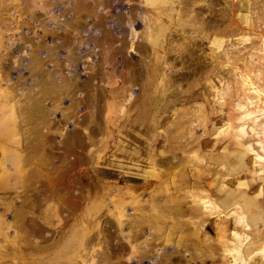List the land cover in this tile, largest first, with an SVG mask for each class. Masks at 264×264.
<instances>
[{
	"label": "rangeland",
	"instance_id": "rangeland-1",
	"mask_svg": "<svg viewBox=\"0 0 264 264\" xmlns=\"http://www.w3.org/2000/svg\"><path fill=\"white\" fill-rule=\"evenodd\" d=\"M83 1L87 2L86 0H83ZM88 1L90 2L91 0H88ZM115 1L118 4H117V6L115 5L114 7L111 5V7L107 6V7L103 8L99 4H97L95 8H94V6H95L94 4L92 6H93V9H95L94 11L98 15L102 14V16L103 15L109 16L110 14L108 15V13L114 12L115 7L116 8L119 7V9L124 10L126 8V6H131V5H128V3L130 4L131 0H121V2H120V0H118V2H117V0H114V2ZM134 1H136V0H134ZM139 1L142 3V5L144 7L139 3ZM144 1L143 0H137V2L140 5L137 2H131V4H134V5L137 4L136 6H139V8L142 7V10L145 7L147 9L149 8V10H145V12L150 13V15L154 14L153 11H150V9L155 11V10H158L157 8L160 7L159 12L160 11L163 12L164 9H165V11H168L169 5L175 3L174 1L173 2L171 1L168 3V2H163L161 0H151V2H150V0L149 1L144 0ZM146 1H148L150 5L148 3H146ZM204 1L206 2L208 0H195L193 3H186V4L184 3L185 5H183L182 10L185 13L189 12L190 8L192 6L201 12V13H199L200 15H202L204 13L202 15V17H206V15H207L205 13L206 10H204L205 8L203 9V7L205 6ZM89 2H87V3H89ZM66 3H70V4H66ZM143 3L146 5L148 4L149 6H146ZM227 3L229 5L232 4L230 11H229V15L231 14V18H230L231 20L225 19L222 21V23L219 22L218 24H214V26H210L207 28H199V21L195 24H190V23L184 24L183 27H181V28H183L182 30L184 31L185 34H188L189 38L183 32L180 31L181 28L179 26H181L180 25L181 23H176V22L173 23L176 26L175 31L177 30V25H178V30L176 32L174 31L173 33L171 32L172 36L170 35L171 37L168 40L169 43L167 40L166 41L163 40L162 43H163L164 47L171 45L170 47L167 48L170 51L167 52L168 54H166V55H167V57L169 56V58H170L169 54H172L171 57L176 55L175 56L176 60H175V63H173V65H172L173 66L172 70H169V68L168 69L167 68H161V70L164 72L166 71L165 73H168L167 75L172 73V74H176L178 76V73H181V72L182 73H189L190 71L187 72L188 71L187 68H190V66L195 65L194 61H193V63L192 62L189 63V61H191L192 59L190 60V58H188L189 56L187 55L186 51H188L190 49H193L192 54H195V52H196V55H194L195 56L194 58H196V57L197 58L194 60H196V61L199 60V62H197V66H198L197 69L198 70L196 69V71L194 72L193 78H191V79L189 78V77H191V75H189L188 78L187 77H184V78L178 77L179 79L177 78L176 81L174 82L176 84V86H174L170 90L171 92L169 90H167L165 92L163 91L166 94L165 95V94L160 93V92L158 93V91L153 92V91H151V88H149V87H146L144 90L143 89L141 90L140 86L142 84L141 85H139V84L141 83L142 78L144 77V75H142L143 72H141V75L138 79L131 80V81L126 80L127 78H125L122 74L119 75V73H116V75H119L120 78L118 76H115L116 78L108 79L109 82H107V84L104 83L103 85H102V82H100V80L96 81V79H94V81H93L94 86L96 84H100V85H96L95 86L96 88L101 86L103 89H108V90H110V89L116 90L117 87L119 88L123 83L134 82V83H131V88L134 92V96L136 95L138 97V99H136V96H135V99L132 100L133 102L128 101L125 103L124 101L120 100L121 96H116L114 98L115 100L112 101L113 103H111L112 105H110V107L109 106L105 107L106 109L109 107L107 110L108 112L105 110L103 111V109H105L104 107H103V109H102V107L99 108L100 111L98 110L100 115H104V114L107 115L108 114L109 117L110 116L112 117V119H110V120L114 121V125L111 126L110 124H108V126L110 125L109 127H112V128L105 126L104 121H102L103 116H102V119L100 121H98V119L101 118V116H99V114H98V115H96L97 117H95L96 121L94 124H97L96 125L97 127L100 126L99 129H101V130H99L98 134H96L97 131L96 132L93 131L97 136L94 133H92L91 129L95 128V126L93 124V120L89 119L92 122L91 123L90 121H87L85 119L86 114H87L86 113V109H87L86 102H83V100H81L82 102H81V105H79V107L77 106L76 108L67 112V113L71 114L69 116L67 113L65 114L66 115L65 116L58 109H54V110H52V112H50L49 115L52 116V113H53L54 119L59 118L60 122H58V124L52 123V125H50L48 127L49 132L48 131H47L48 133L46 132V134H47L46 136L51 137V138H48L46 136L44 137L45 142H44V146L42 147V149L40 146H39V148L37 147L38 148L37 149L36 145H35L36 140L40 136L39 133L41 130H39L37 128H38V126L41 125V122L39 123L38 119H36L35 117H33L34 118L33 119L31 117V119H30L31 122H29L27 124L28 125L30 124L32 128L36 129L35 131H37V132L34 131V135L38 134V136L37 135H36L37 137L35 136L36 139L35 138L30 139V141L33 142L32 145H35L34 148L31 150V148L29 147V149L31 151H29V150L27 151L28 148H26L25 151L27 153L26 156L31 157L29 159H34V160L37 159L36 161L32 160L33 163L35 162V164H33V163L30 164V162L28 164L25 161L24 156L22 154L19 155L17 153L18 150H17V152L14 151V149L12 147H16V145L13 144V143H15L16 138L10 137L8 140L2 141L3 143L1 142L2 144H0V165H2V167L0 166V170L2 168V172L0 174H3L4 171H7V173L9 174L10 177L9 176H8V178L6 177L7 182H6V180L0 182V192H5V190H6V192L12 191L13 195H11V196H13V198H16V201H19V198L20 199L22 198L21 200H23V201H22V211L19 209L20 206L15 207V206L11 205V207H10L9 206L10 203L5 204V207H4L5 211H3V209H2V211H0V221H1V223H0V264L1 263H4V264H49V263H51V264H86L87 263L88 264L89 262H90L89 264H101V263L103 264V262L96 260L97 258L95 256H94L95 258H93V261H92L93 254H96V251H98V249L99 250L102 249L104 247V245L106 244L104 240L102 241L100 239H106L107 238L106 242H107V244H110L108 246L112 247V246L117 245V244H119V245L125 244V240H126L125 237H129V239L133 240L132 244H133V246H135V249H134L135 251L132 253L131 250L127 251V249L124 248V251L119 253L117 256H115V254L111 252L110 256L104 261V264H126V263H128V264H130V263L131 264H153V263L156 264V262L157 261L160 262L161 259H162V261H164V264H183L184 260L186 261L187 264H190V263L191 264H209V261L211 260V258L209 257L211 254L210 253L211 248L213 249L212 251H214L215 249H216L215 251H220V250L217 248H214L215 247L214 245L207 244V242H204L202 239L203 238L202 234H200V236H199L200 240L197 241L194 245L192 238L195 239V237H194L195 235H192V234H195V230H193L194 229L193 223L196 224V220H195L194 216L192 217L190 214H188V211L190 210V206L193 205V200H194L193 198L198 193H200L202 190H203V194H204V191L206 192L208 190L206 192V196H207V193L210 196L214 192H216L215 189H213L215 187H213L214 185L212 186V182H213L214 178L218 179V176L220 177V175H219L220 169H221V165L223 163L221 164V162L216 161L214 158H216L217 155L219 156V155H221V153L222 154L224 153L225 156L229 159L230 163H233V162H235V159H233V156L229 151H232L234 149L238 150L239 146H237L236 143L233 141L232 132H231V129L229 128V125L222 123L223 120L225 121V114L224 113H226L227 110H231V112L234 113V110L232 109V101L233 100L232 99L230 100L228 98H224L225 104L224 103L222 105L217 104L216 103L217 98L215 96V93L212 92L213 88L211 90L212 93L211 92L207 93L206 90L204 89V81L206 79L207 80L209 79L211 82V85L215 89H217V88L221 87L220 85L223 82V79L225 81L226 78L232 79L233 76H236L239 80L240 76L242 75V74H240V76H239V73L242 71L241 61L237 60V62H230L231 65L227 63L228 58L230 60V57H232L233 55L242 56V58L246 59L248 62H254L253 60H256V58H250L249 57V54L252 52L257 53L258 55L264 56V50H262V48H264V45H263L264 44V0H230V1L227 0ZM167 4H169V5L167 6ZM193 4H195V5H193ZM70 5H72L71 0H68V2H67V0H51V3H49L46 8H48L47 10L49 12H54L57 20L59 19V21H61V20L68 21L69 20L68 18L72 19V17L74 16V12H72L69 9ZM197 5H200V6H197ZM201 5L203 7H201ZM220 5H221L220 3L213 5L212 10L210 12L211 13L213 12V14H217L218 13L217 9L219 8ZM196 6L198 8L199 7H201V8L198 9ZM60 8H61V10H59ZM62 9H63V11H62ZM201 10H204V11L202 12ZM35 11L37 13L41 12V10L40 11L35 10ZM136 12H138V11H136ZM78 14H79V16H78L79 18L84 17V18H86V20H87V17L91 16V12L85 11V13H84V9L78 10ZM83 14L87 15V17L83 16ZM11 16H13V15H11ZM21 17L23 18V20L25 19L24 14H22L19 17L20 20L22 21ZM61 17H63V18H61ZM249 18H250V22H249ZM139 19L140 18L137 17V20L134 21L135 23L133 22L134 25L132 24V28L130 29V31L131 30L132 31L129 32V36L128 35L126 36L128 38V41L134 40V37L137 35V31H139L140 28H142L141 24H140L141 22L139 21ZM165 19L169 20L170 18L164 17V15H161L160 18L158 19L161 21H159L158 24H161L163 22V20H165ZM150 21H153V20H150ZM227 21H228V23H227ZM31 22H33L35 24L38 21L34 22V21L29 20V23H31ZM33 23H31V24L34 27H36V24L34 25ZM24 25L22 24L19 28H22L25 30L26 27H24ZM235 25H238L239 27L235 26ZM222 29H224V31H222ZM16 30L17 29H15L14 31H16ZM92 31L94 33H96L95 30H92ZM205 33H207V36L205 35ZM251 33H253V35L255 37L251 36ZM15 34L16 33H14L12 35H15ZM7 35L9 36L8 33H4L3 37L5 38ZM173 35H175L174 36L175 38H173ZM172 38L174 41H172ZM192 39H193V41H192ZM16 42H18V41H16ZM200 44H201V48H200ZM193 45H195V46H193ZM78 46L82 47L83 45L78 44ZM203 46H205V47H203ZM253 47H256V49L253 50ZM259 47H261L262 52L259 51L260 50ZM194 49H195V52H194ZM25 50L26 49H24V50L22 49L21 52L26 56V54L24 53ZM60 51L61 50H59L58 52H60ZM182 51H185V52H182ZM199 51H200V53H199ZM18 52L20 53V51H17V53ZM204 53H206V54L209 53V54H207V55L205 54V56H204ZM23 54L20 53V55L24 56ZM63 54H64V51H63ZM148 54L146 52V55H145L144 52H142V54L138 55V53L134 50H127V52H126V55L130 56V59H132L133 61H135L137 59L135 62H138L139 60L147 62L146 61V60H148L147 57L149 58ZM178 55L179 56L182 55L181 56L182 60L184 58H187V60L185 61V59H184L182 61L181 58L179 59ZM185 55H186V57H185ZM261 56L258 57L260 63L257 64V66L264 70V60H263L264 58L262 59ZM120 57L121 56L119 55L118 58L120 59ZM198 57H199V59H198ZM84 58L85 57H83V56L81 58H79L80 64L78 61L79 65H77V68H78L77 70L79 71V74H78V77L75 78V81L77 79H78L77 81H79V77L80 78L85 77L86 73L84 74L83 72L86 71L85 70L86 68L83 69L81 67L85 64V61L88 58H85V60H83ZM94 58H95V56H94ZM219 58H221L220 63H218V65H215L216 64V63H214V62H216L215 59H218V62H219ZM206 60H208V61L211 60L212 63L210 61L205 62ZM22 61L24 63L25 59H23ZM140 61H139V64L141 63ZM179 63H181V64H179ZM45 64H46L45 66L47 67L46 69L53 67V65H51V63H48L50 65H48L47 63H45ZM64 64H61L59 66V71L61 73L65 72L64 74L67 73V75L68 74L71 75V71H72L71 66H70V68H68L69 64H67V65L65 64V66H64ZM136 64L139 65L138 63H136ZM198 64H200V65H198ZM21 65H23V64H21ZM185 65H187V66H185ZM140 66H142V65L140 64L139 67ZM20 67H21V69H20ZM117 67H116L117 71L119 70V67L121 69L120 65H117ZM182 67H184V68H182ZM222 67H224V68H222ZM10 69L11 70H9L6 74L8 77H10L9 81H12L11 80L12 78L15 79L16 77L14 78V75L17 76V72H18V74H21L20 78L21 79L26 78L24 80H26L25 82H28L27 79L30 76L27 75L28 72L24 66L23 67L22 66L15 67L14 70H13V67ZM80 69H81V71H80ZM107 69H108V67H107ZM20 70H22V71H20ZM168 70H169V72H168ZM173 70H174V72H173ZM141 71H143L142 68H141ZM234 71H235V73H234ZM237 71H238V73H237ZM13 73H15V74H13ZM189 74H191V73H189ZM198 75H200V76H198ZM41 77H43V75ZM145 77H144V79H145ZM148 77L149 76L147 75V78ZM73 79H74V77L72 76L70 78V80H73ZM157 79H160V76H158ZM185 79H186V81H184ZM29 80H31V77L29 78ZM190 80H192V81H190ZM4 81L6 82V80L4 78H2L1 83L2 82L4 83ZM182 81H184V82H182ZM71 86L72 85L69 84L66 87V89H68V90L64 89V91H63L64 93L62 95L63 96L65 95V96L62 97V99H61L62 100L61 105L67 104L69 102V100L71 99L70 96L72 98L76 96L75 98L78 99V97L80 98V96L82 95L83 90L81 91V93H79L78 88L72 89L73 86L72 87ZM138 87L140 89V93H139ZM32 88L34 89L36 87H32ZM32 88L29 89L28 91L32 92V93L35 92V94L40 92V90L37 91L35 89L33 90ZM69 88L72 90H69ZM174 88H176V89H174ZM75 90L76 91L78 90V91L74 92ZM159 91H160V89H159ZM144 94H146V95H144ZM262 94L260 95L261 98L264 97V89H263ZM194 95H197V97H194ZM207 96H208V99H203ZM81 97H83V96H81ZM199 102L200 103L203 102L200 110H199V104H198ZM28 103H29V101H28ZM28 103H27V105H28ZM47 103H44L43 106L49 108L48 107L49 105ZM83 103L85 104L86 108H84ZM143 103H144V105H143ZM176 104H179V105H176ZM119 105H122V108ZM127 105L129 107L130 106L131 107L129 108ZM157 105H161V106H157ZM7 107H9V106H7V104L5 103L3 108L8 109ZM78 108H80V109H78ZM154 108H156V109H154ZM218 108H220V110L222 112H220V110L218 111L217 110ZM75 109L78 111H76ZM101 109L103 112L101 111ZM183 109H184V111H183ZM173 110H176V111L173 112ZM136 111H138V112H136ZM105 112H107V113H105ZM143 112H144V114H143ZM172 112L174 113V115ZM248 112H250V111H246V114ZM253 112L254 111H252L251 114H253ZM80 113H81V115H80ZM170 113L172 114V116H170L171 115ZM254 113L259 114L260 112L259 113L254 112ZM82 114H84V116ZM75 117L77 120L75 119ZM155 117H157V118H155ZM162 117L163 118L167 117L168 120H167V118L161 119ZM250 117H253V116L249 115L247 118H250ZM65 118H66V120H65ZM127 118H128V121H127ZM80 119H81V121H80ZM83 119H85L87 121L85 123V126L88 123L89 127L86 126L87 129L81 128L84 125L83 123L85 122V120H83ZM175 119H177V120H175ZM185 119H186V121H183ZM120 120H123V122L121 123ZM245 120H247V119H245ZM76 121L78 122V124L73 125ZM242 121H243V119H242ZM96 122H99V123H96ZM248 122H249V120H248ZM62 123L64 124L65 129L72 126L73 131H75V134L77 133L76 134L77 137L76 136H74L73 138L61 137V135H62L61 131L64 130L63 129L64 127L61 128ZM89 123H91L92 125ZM211 123H212L213 127H214V125L216 126L215 129L212 128ZM249 123H248V125H249ZM81 124H83V125H81ZM101 125H103L104 127H102ZM159 125H161V126L159 127ZM162 125H163V127H162ZM32 128H29V130H31ZM89 128H90V130H89ZM105 128H107V131H105ZM166 128H167V130H165ZM42 129L44 130V128H42ZM80 129H82V133H81ZM87 130H88V132H87ZM32 134H33V132H32ZM81 134H82V136H81ZM47 138L49 140H46ZM77 139H79V140H77ZM57 140L58 141L59 140L60 141L65 140L64 149L61 145L57 144V142H56ZM82 140H84V141H82ZM178 140H180V142H177ZM34 141H35V143H34ZM66 141L67 142L69 141V142L67 143ZM82 142L83 143L85 142V143L81 144ZM77 143H79V145ZM83 145H84V147H83ZM176 145H177V147H175ZM2 146H4V147H2ZM59 146H61L62 149ZM197 146H199V147H197ZM57 147H59V148H57ZM43 148H44V150H43ZM45 149L48 152H50L51 154L48 153ZM1 150L4 153L1 152ZM60 150H62V151H60ZM75 150H76V152H75ZM31 152H32V154H31ZM168 152H169V154H168ZM208 152H210V153H208ZM228 152H229V154H228ZM75 153H76V157H75ZM49 155H51V158ZM63 155H65V156H63ZM81 156H82V158H81ZM182 156H184L185 158L184 157L182 158ZM59 157H62V158H59ZM16 158L19 160L18 162L16 161ZM49 158L52 161H49L50 160ZM77 158H79V159L77 160ZM37 161L38 162L42 161V163L41 162L36 163ZM245 161H247V163H249V162L252 163V165L256 164V161H255V159L252 158V155H248L247 157H245ZM67 162H69V163L71 162V163L69 164ZM76 162H78L79 165L76 164ZM154 162L157 163V165ZM165 162L166 163L168 162V163L166 164ZM211 163H212V165H211ZM4 165H7V166H4ZM172 165H174V166L172 167ZM177 165H178V167H177ZM252 165L249 167H246V169H244L243 171H240V173H238V175L236 174L237 177L235 174H224L223 178L224 177H226V178L234 177L236 182L237 181H239V183L242 182L240 184V189L243 192H245L247 195H249L250 197L256 198L257 200H259L263 204L264 203V178L262 176L264 175V172L262 171L263 174L258 172V171L255 172L254 169L251 168ZM30 167H31V169L39 168L38 174L36 175V178L38 180L36 182L37 185L34 187L25 186V185H28V183L24 180V178H22V180L19 178L20 175L23 176L26 172H28L30 170ZM72 167H74L73 170L71 169ZM14 168H15V170H14ZM201 169L204 172H201L202 171ZM71 170H72V172H71ZM14 171H15V173H14ZM12 172H13V174H12ZM60 172H61V174H60ZM199 172H200L199 176L202 177L201 180H200V177L199 178L195 177V174H197ZM62 173H65L66 175L62 174ZM70 174H72L73 176ZM212 174H214V175H212ZM45 175L47 178L50 177L49 178L50 180L48 179L50 182H51V180L53 182H56V184L54 185L53 188L51 186L53 192L51 191V188L44 187V184L47 183V182L45 183V180H46ZM233 175H235V176H233ZM180 176H181L180 179H183L184 184L179 187L178 185H180L179 184L180 181L178 180V177H180ZM0 177H2V175H0ZM59 178H61V179H59ZM71 178L73 179V181ZM167 179H168V181H167ZM66 180H67V182H65ZM197 180H200L201 183L202 184L204 183V184L203 185L200 184L201 187L198 186ZM69 181L72 183H70ZM233 181H230L227 184L229 185V187L235 188ZM20 182L23 185V187L19 190L18 184H20ZM166 183H168V184H166ZM220 183H221L220 181H219V183L217 182V184H220ZM70 184H72V185H70ZM198 184H199V182H198ZM183 186H185V187H183ZM210 186H212L213 188ZM207 187H208V189H207ZM199 188H201V189H199ZM45 189H47V190H45ZM53 189H55L56 191ZM60 189H61V191H60ZM170 190H172V191H170ZM199 190H201V191H199ZM40 191L44 194V196H42L43 194ZM197 191H199V192L197 193ZM209 191H210V193H209ZM203 194L201 195V197L203 196ZM61 195H63V196H61ZM47 196H48V200L46 199L47 201H44V199ZM69 196L70 197L74 196V197H72V198H74V200L71 199ZM206 196L203 198L205 199ZM209 196H207L206 199H208ZM36 197L38 199H36ZM75 197H77V198H75ZM64 199L66 200V202ZM67 199H69V200H67ZM78 199H80V200H78ZM31 200L34 203L31 202ZM37 200H43V203H41L40 205H36ZM60 200H62V201H60ZM171 201L174 204L175 203L176 204L174 205ZM59 202L60 203L65 202L64 204H66V205H68L69 203L71 204L73 202L74 205L76 206L74 209L76 211H77V207H78V211L77 212L75 211V213H73V215L71 217H69L66 221L68 223L72 222V224H71L72 228L65 229V227H66L65 225L67 224L66 223L64 226L60 225V227L58 229H56L58 227L59 223L62 224V220H59L58 216H60L61 214H67L64 211L60 210L63 213L60 212V214H59V212H58V216H56V213H55L53 207H58L57 205ZM178 202H180V203H178ZM0 203H2L1 199H0ZM11 203H14V201ZM32 203H33V206H32ZM55 203H57V204L55 205ZM63 203H61V204H63ZM178 204H179L180 208H177ZM30 205H31V207H30ZM168 205H171L170 206L171 210H169V208H167ZM174 206H176V207L174 208ZM186 206H187V208H185ZM14 208L15 209L18 208V209L15 211ZM37 208H43L42 214L39 217L40 220L37 219L38 217L34 216L37 212ZM131 209H134V211H132ZM153 209H154V211H153ZM164 209H165V211H164ZM166 209H168V210H166ZM179 209H180V211H183L184 209L185 210L183 212H180ZM31 210H33V211H31ZM174 210H176V211H174ZM23 211L27 212V214L24 215ZM129 211L131 213H129ZM169 211L171 214L169 213ZM67 212H68V210H67ZM156 212L157 213L160 212V213H158V217H157ZM213 212H215V211H213ZM213 212L212 213L209 212V214H211V216H213V217H211L210 215H208V216L206 215V217L204 218L203 223H206V224L208 223V227L206 229L207 232H205V230H204V232H205L204 235L207 233L206 235L211 236L213 234V226L212 225L213 224L215 225L218 222V220H217L218 217L215 216L216 212H215V214H213ZM133 213H135V214H133ZM142 213H145V215ZM174 213H177V214H174ZM137 214L139 215V217L141 215H143L144 217L149 216V218L145 217L144 220H145V222L148 221L150 224H148V222L141 223L142 221L140 222V219H137V217H134L135 219L138 220V221H136L134 219V221L136 223L137 222L139 223L140 228L138 226H136V227L131 226L130 227L128 225V223L130 221L129 216H137ZM161 214L164 216V218H163V216H160ZM15 215H18L17 218H20V219H15L14 218V217H16ZM165 216L168 217L169 219L165 218ZM150 217H151V219H150ZM185 217H188V218H185ZM207 217H209V218L206 219ZM60 218L62 219V217H60ZM147 218L149 220H147ZM117 219L122 220V221L120 222L119 225L115 226ZM30 220L31 221L34 220L40 226L38 228H41L43 231V232H41V234L30 235L29 233L26 232V229L24 227H25V225H27L29 223ZM156 220H157V222H156ZM168 220L170 223L168 222ZM153 221L155 224L152 223ZM178 221H180V222H178ZM185 221H187L188 224ZM181 222L184 224H182ZM151 223L154 225H152ZM157 223L161 226H159ZM108 224H110V225H108ZM156 224H157V226L160 227V229H159V227H156ZM190 225L193 226V229H192V226H190ZM46 226H49V228L48 227L46 228ZM99 226H100V228H99ZM113 226H115L116 230L114 229ZM152 226H153V229L151 228ZM162 227H164V228H162ZM60 228H61V230H60ZM62 229L63 230L65 229L64 234L62 232L63 231ZM108 230H109V232H108ZM134 230L135 231L137 230L135 234H133ZM156 230L158 233L156 232ZM23 231H24V233H23ZM100 231H101V233H100ZM18 233H19V236H18ZM26 233L29 235H25ZM105 233L106 234L109 233L110 237L108 236L105 238ZM15 235H16V237H15ZM114 235L116 236V238ZM20 236L21 237L23 236V237L20 239ZM87 236L90 237L89 239H91V240H89ZM117 236H118V238H117ZM27 237L31 240H29ZM99 237H101V238H99ZM5 238H6V242L4 241ZM9 238H12V239H9ZM17 238H18V240H17ZM248 239H249V237H248ZM32 240L33 241L37 240V242L33 246L34 247L33 253L30 255L29 251H28V246L30 245V242H33ZM48 240H50V242L53 241L51 243L52 244L51 246H49V244H47L46 241H48ZM109 240H111V241H109ZM263 240H264V238L261 241H263ZM83 241L84 242L87 241V243H83ZM100 241H102V243H104V244L100 243ZM123 241H124V243H122ZM98 242L102 245H100ZM15 243L17 244V246L15 245ZM27 243H29V244H27ZM89 243L91 244V246H89L90 245ZM263 243L262 244H261V242L259 243L260 245H262L261 248H260L259 244H258L259 247H257L255 250H252L250 248L252 250V251L250 250L252 253L250 252V255L246 256V258L244 257L245 259L241 258L237 262L240 261V264H243V263L245 264L246 261H248L250 258H257V257L260 259L263 258L262 260H264V244ZM83 244H85V245L88 244L86 247H87V249L91 248L90 251H92V252L90 253V251L87 250L84 247L85 245H83ZM94 244H96V245H94ZM5 246L8 247L9 249H7ZM146 247H148V248H146ZM163 247H165V248H163ZM84 248L86 250H84ZM157 248H158V250H157ZM183 248L184 249L187 248V249L184 250ZM12 249L14 251H17V252L12 251ZM94 249H95V251H94ZM159 249H161V250H159ZM162 249H166L167 254L165 252H164L165 254H162L163 253ZM209 250H210V252H209ZM161 251H162V253L160 254L159 252H161ZM85 252H88V253H85ZM181 252H183V253H181ZM187 252H188V254H186ZM190 252H192V253H190ZM126 253H128V254H126ZM41 254H45V255L47 254L50 256L52 255V258H54V262L48 260L49 256L46 257V256L41 255ZM87 254H89V255H87ZM158 255H160V256L158 257ZM206 255H208V256H206ZM214 255H217V253L214 252ZM87 256L90 258H88ZM168 256H170V257H168ZM182 256H184V257H182ZM135 259H137V260H135ZM163 259H166V260H163ZM131 260H132V262H131ZM169 262H171V263H169ZM237 264H239V263H237Z\"/></svg>",
	"mask_w": 264,
	"mask_h": 264
},
{
	"label": "bare ground",
	"instance_id": "bare-ground-1",
	"mask_svg": "<svg viewBox=\"0 0 264 264\" xmlns=\"http://www.w3.org/2000/svg\"><path fill=\"white\" fill-rule=\"evenodd\" d=\"M71 1H72V5H70V8L69 9L72 12H74V16L72 15L73 16L72 19H70V18L67 17L69 19L68 21H64V20L59 21V19L58 20L56 19V17H55L56 15L54 14V12H49L47 10L48 8H46L47 5L49 3H51V0H0V117H1L0 118V144L3 143L2 141L8 140L10 137L11 138H16L15 143H13L14 145H16V147H12V148L16 152L18 150L17 153L19 155L22 154L24 156V158H25V161L28 164H29V162H30V164L33 163V161H36L37 159L36 160L29 159L31 157L30 156H28V157L26 156L27 153H26L25 149L28 148L27 151L28 150L31 151L34 148L35 145H36V148L37 147L39 148V146H40L41 149H42V147L44 146V142H45L44 141V137L47 135L46 132L48 131V127L50 125H52V123H54V124L57 123L58 124V122H60L59 121L60 120L59 118L54 119L53 113H52V116L49 115L50 112H52V110L58 109L59 111H61L62 114L65 115L68 111H71L72 109L76 108L77 106L79 107V105H81V102H82L81 100H83V102H86V107H87V109H86V113L87 114L85 113L86 114V118L85 119L87 121L93 120V124H94L95 121H96L95 120L96 119L95 117H97L96 115L99 114V116H101V118L98 119V121H100L102 119V116H103L102 121H104L105 126H108V124H110L111 126H113L114 125V121L113 120H110V119H112V117L111 116L109 117L108 114L106 115L104 113H103L104 115H100V113L98 112V110L100 111L99 108L102 107V109H103V107L104 108L107 107V106L110 107V105H112L111 103H113L112 101L115 100L114 98L116 96H121L120 97V100L124 101L125 103L128 102V101H132V100L135 99V96L136 95L134 96V92H133V90L131 88V83H134V82L123 83L119 88L118 87H117V89L115 88L116 90H113V89L108 90V89H103L101 86L98 87V88H96L95 86L96 85H100V84H96L94 82L96 84L94 86L93 85L94 79H96V81L97 80H100V82H102V85H103L104 83L107 84V82H109L108 79H114V78H116L115 76H118L119 77V75H121V74L125 78H127L126 80H128V81L129 80L130 81L131 80H136V79H138L140 77L141 72H143L142 75H144V77L145 76L146 77H145V79H144V77L142 78L141 83L139 82L140 83L139 85L142 84L140 86L141 87V90L142 89L144 90L146 87H149V88H151V91H153V92L158 91V93L160 92V93L165 94L164 93L165 91H167V90L170 91L174 86H176V84L174 82L176 81V79L178 77L179 78H184V77H187L188 78V76L191 75V77H189V78L190 79L193 78L194 72L198 68L197 62H199V60L198 61L194 60V59L197 58V57L194 58L195 57L194 55H196V52H195V49L196 48L194 49L195 54H192L193 49H190L189 48L190 50L186 51L187 55L189 56L188 58H190V60L192 59L191 61H189V63H191V62L193 63V61L195 63V65L190 66V68H187V70H188L187 72L190 71L189 73H191V74H189V73H182L181 72V73H178V76L176 74H172V73L169 74V75H167L168 73H165L166 71L164 72V71L161 70V68H167V69L169 68V70H172L173 69V66L172 65H173V63H175V60H176L175 59L176 58L175 57L176 55L173 56V57H171L172 54H169L170 55V58H169V56L167 57V55H166V54H168L167 52L170 51L167 48L170 47L171 45H168V46H165L164 47L163 46V43H162L163 40L164 41H166V40L168 41L169 38L172 36L171 32L173 33L175 31V27L176 26L173 24L174 22L181 23L180 24L181 26H179L181 28V27H183L184 24H187V23L195 24V23H197L199 21V28H207V27H210V26H214V24H218L219 22L222 23V21L225 20V19L231 20L230 19L231 18V14L229 15V11H230V8H231V5L232 4L229 5L227 3V0H208L206 2L204 1L205 6L203 7L201 5V7H203V9L205 8L204 10H206L205 13L207 14V15L205 14L206 17H202V15L204 13L202 15H200L199 13H201V12L198 11L197 9H195L192 6H191L189 12H186V13L183 12V10H182L183 5H185L186 3H193L195 0H161L163 2H168V3L171 2V1L172 2L174 1L175 3H173L171 5L167 4V6L169 5V7H168L169 10L168 11H165V9H164L163 12L160 11L161 13L159 12L160 7L157 8L158 10H155V11L150 9V11H153V13H154L153 15H150V13L145 12V10H149V8L147 9L145 7L142 10V7L139 8V6H136L137 5L136 3H135L136 5L131 4V2H137V0L136 1H134V0L132 1L131 0L130 4L128 3V5H131V6H126V8L124 10L119 9V7L118 8L115 7V11L114 12L108 13V15L110 14L109 16H104V15L102 16V14L98 15L94 11L95 9H93V6L92 5L93 4L95 5L94 8L96 7L97 4L101 5L103 8L104 7H107V6L111 7V5L114 7L115 5L117 6V4H118V3H116V1L114 2V0H91L90 2L88 0H86L89 3H87V2H85L83 0H71ZM148 1H146V3L149 4ZM67 2H68V0H67ZM117 2H118V0H117ZM120 2H121V0H120ZM150 2H151V0H150ZM70 3H66V4H70ZM139 3L142 5V3L140 1H139ZM217 3H220L221 5L217 9L218 10V13L217 14H213V12L211 13L210 11L212 10L213 5H215ZM148 4L147 5L144 4V5L149 6L150 4L149 5ZM193 5H195V4H193ZM197 6H200V5H197ZM201 7H199V8H201ZM61 8L59 10H61ZM81 9H84V13H85V11H90L91 12V16L90 15L89 16L91 18L90 17H87V15H84V14H83V16H86L87 17V20L83 16H82L83 18H79L78 17L79 16L78 10H81ZM35 10H38V11L41 10V12L40 13H37ZM204 10H201V11L203 12ZM62 11H63V9H62ZM136 11H138V12H136ZM22 14L25 15V19L23 20V18L21 17V19H22V21H21L19 17ZM11 15H13V16L15 15V16L13 17ZM161 15H164V17H169L170 19L169 20H166L165 19V20H163V22L161 24H158L159 21H161V20H158ZM137 17L140 18L139 21L141 22L140 24H141V27L142 28H140V30L137 31V35L135 34L136 36L134 37V40L128 41V38L126 36L127 35L129 36V32L132 31V30L130 31V29L132 28L133 22L135 20H137ZM61 18H63V17H61ZM29 20L34 21V22L35 21H38L37 23H35L36 24V27H34L31 24L33 22L29 23ZM150 20H153V21H150ZM249 22H250V18H249ZM227 23H228V21H227ZM22 24L23 25L25 24L24 25V27H26L25 30L22 29V28H19ZM235 26H238V25H235ZM15 29H17V30L14 31ZM182 29L183 28H181L180 31L184 33V31ZM92 30H95L96 33H94ZM177 30H178V25H177ZM222 31H224V29H222ZM4 33H8L9 36L7 35L4 38L3 37V34ZM14 33H16L15 34L16 36L15 35H12ZM185 35L188 36V34H185ZM205 35L207 36V33H205ZM174 36L175 35H173V38H175ZM251 36H254L253 33H251ZM173 38H172V41H174ZM188 38H189V36H188ZM16 41H18V42H16ZM192 41H193V39H192ZM168 43H169V41H168ZM78 44H82L83 46L80 47V46H78ZM193 46H195V45H193ZM203 47H205V46H203ZM200 48H201V44H200ZM259 48H260L259 51H261V47H259ZM22 49L23 50L26 49L25 52H24L26 54V56L21 52ZM255 49H256V47H253V50H255ZM59 50H61V51L58 52ZM127 50H134V51H136L138 53V55L139 54H142V52H144V54L146 55V52H147V54L149 53L148 54L149 55V58L147 57V59H148V60H146L147 62H144V61H140L139 60L141 62L140 64L142 65V66L139 67V65H140L139 64V61L138 62H135L137 59L135 61H133L132 59H130V56H127L126 55ZM262 50H264V48H262ZM17 51H20V53L23 54L24 56L20 55L19 52H18L19 53L18 54ZM63 51H64V54H63ZM182 52H185V51H182ZM199 53H200V51H199ZM205 54L206 53H204V56H205ZM207 54H209V53H207ZM119 55L121 56L120 59L118 58ZM82 56L85 57V58H88L85 61V64L81 67L83 69L86 68L85 69L86 71L83 72L84 74L85 73L86 74H85V77L84 78H80L79 77V81H77L78 79L75 81V78H77L78 77V74H79V71L77 70L78 69L77 68V65L80 64L79 58H81ZM94 56H95V58H94ZM181 56L178 55L179 59L181 58ZM259 56H261V55H258L257 53H254V52H252V53L249 54V57L250 58H256V60H253L254 62H248L246 59H243L242 56H237V55H233L232 57H230V60L228 58V61H227L228 64H230V62H237V60H240L241 61V69H242V71L240 70L241 72L239 73V76H240V74H242L241 75L242 77L240 76V78H241V79L239 78L240 81L238 80V78L236 76H233L232 79L226 78L225 81L223 79V82L220 85L221 87H219L217 89H215L211 85V82H210L209 79L208 80L206 79L204 81V89L206 90L207 93L208 92H211V90L213 88V91L212 92L215 93V96L217 98V102H216L217 104H219V105H222L223 103L225 104V102H224L225 99L224 98H228L230 100L231 99L233 100L232 101V109L234 110V113L231 112V110H227L226 113H224L225 114V121L223 120V122L222 121L221 122L223 124L229 125V128L231 129V132H232L233 141L236 143L237 146H239V149L238 150L237 149H234L232 151H229L232 154L233 159H235V162H233V163H230L229 159L225 156L224 153L223 154L221 153V155H219V156L217 155L216 158H214L216 161L221 162V164L223 163L221 165V169L219 168L220 169V174H219L220 177L218 176V179H215L214 178L213 182L211 181L212 182V186L214 185L213 187H215V188H213L212 186H210V187H212L213 189H215L216 192H214L210 196L207 193V196H209V197H208V199H206L207 198L206 192L208 190L206 192L204 191V194H203V190L202 191L199 190V191H201L200 193H198L199 191H197L198 194L193 198L194 199L193 200V205L190 206V210L188 209L189 210L188 211V214H190L192 217L194 216L195 217V220H196V224L193 223L194 224V229H193V226H192L193 224L190 225V226H192V229L195 230V234H192V235H195L194 236L195 239L192 238V241H193L194 245H195V243L197 241L200 240L199 236H200V234H202V236H203L202 239H203L204 242H207V244L214 245L215 246V247L213 246L214 248H217V249L220 250V251H215L216 250L215 249L214 251H212L213 250L212 248H211V252L209 250V252L211 253L210 256H209L211 258V260L209 261V264H237V263L240 264V261L237 262L238 260H240L241 258L242 259H245L246 256L250 255V252L252 250H255L257 247L260 246V248H261L262 245H260L259 243L261 242V244H262L264 242V240L261 241L264 238V203L262 204V202H260L256 198H252L249 195H247L245 192H243L240 189V184L242 182H240V183H239V181L236 182L235 179H234V177H231V178L224 177L223 178L224 174H235V175L237 174L238 175V173H240V171H243L244 169H246V167L251 166L252 163H250V162L247 163V161H245V157H247L248 155H252V158L255 159V161H256V164L255 165H252L251 168L254 169L255 172L256 171H258L260 173H262V171L264 172V97L261 98V96H260L262 94V92H263V89H264V70L261 69V68H259L257 66V64L260 63V61L258 59ZM185 57H186V55H185ZM261 57H262V59L264 58L263 55ZM85 58L83 60H85ZM23 59H25V62L24 63L22 61ZM184 59H185V61L187 60V58H184ZM198 59H199V57H198ZM181 60H182V58H181ZM220 60H221V58H219V62H218V59H215V61H216V62H214V63H216L215 65H218V63H220ZM78 61H79V64H78ZM207 61L208 60H206L205 62H207ZM209 61L211 62V60H209ZM45 63H47V64L48 63H51V65H53V67L46 69L47 67L45 66L46 65ZM64 63L66 65L69 64V67L68 68H70V66H71V70H72L71 71V75L74 77L73 80H70V78L72 76L69 75V74L67 75V73L64 74L65 72L62 69L61 70L64 73H61L59 71V66L61 64H64ZM136 63H138L139 65H137ZM21 64H23V65H21ZM65 64H64V66H65ZM179 64H181V63H179ZM48 65H50V64H48ZM117 65H120L121 66V69L119 67V70L120 71L119 70L117 71V68H118ZM187 65H185V66H187ZM198 65H200V64H198ZM18 66H22V67L24 66L27 69L28 74L27 73L26 74L31 77V80H29V78H30L29 77L27 79L28 82H25L26 80H24V79H26V78L23 77L24 79H21L20 78L21 77L20 76L21 74H18V72H17V76L14 75V78L15 77L16 78L15 79L12 78L11 79L12 81H9V78L10 77H8L6 75L7 72L9 70H11L10 68L13 67V70H14V68L15 67H18ZM107 67H108V69H107ZM184 67H182V68H184ZM141 68L143 69V71H141ZM222 68H224V67H222ZM20 69H21V67H20ZM22 70H20V71H22ZM169 70H168V72H169ZM80 71H81V69H80ZM235 71H234V73H235ZM173 72H174V70H173ZM116 73H119V75H116ZM237 73H238V71H237ZM13 74H15V73H13ZM42 75H43V77H41ZM147 75L149 76L148 78H147ZM200 75H198V76H200ZM158 76H160V79H157ZM2 78H4L6 80V82L4 81V83L3 82L1 83ZM184 81H186V79ZM184 81H182V82H184ZM190 81H192V80H190ZM69 84H71L73 86L72 89L78 88L79 93H81V91L83 90L82 91V95H81L83 97L80 96V98L78 97V99H77V98H75L76 96L73 97V98L70 96L71 99L69 100V102L67 104L61 105V101H62L61 99H62V97L65 96V95L64 96L62 95L64 93L63 91H64V89H66L67 85H69ZM32 87H36L34 89L37 90V91L40 90V92L39 93H36V94H35V92L34 93L29 92L28 90L31 89ZM72 89L69 88V90H72ZM138 89H139V87H138ZM159 89H160V91H159ZM174 89H176V88H174ZM66 90H68V89H66ZM77 91L75 90L74 92H77ZM139 93H140V89H139ZM144 95H146V94H144ZM194 97H197V95H194ZM136 99H138L137 96H136ZM203 99H208V96L205 97V98H203ZM28 101H29V103H28ZM5 103L7 104V106H9V107H7L8 109H4L3 108ZM27 103H28V105H27ZM44 103H47L49 105L48 106L49 108L44 107L43 106ZM202 103H200V102L198 103L199 104V110H200V108L202 106ZM143 105H144V103H143ZM176 105H179V104H176ZM119 106H121V108H122V105H119ZM157 106H161V105H157ZM86 107H85V104H84V108H86ZM108 108L107 109L106 108L103 109V111L104 110L107 111ZM220 108H218L217 110L219 111ZM78 109H80V108H78ZM102 109H101V111H102ZM154 109H156V108H154ZM184 109H183V111H184ZM76 111H78V110H76ZM175 111L176 110H173V112H175ZM246 111H250V112H248L246 114ZM252 111H254L256 113H259V112L260 113L259 114H255L253 112V114H251ZM107 112H105V113H107ZM136 112H138V111H136ZM220 112H222V111L220 110ZM67 114H68V116L71 115L69 113H67ZM143 114H144V112H143ZM248 114L250 116L252 115L253 117L247 118L249 116ZM80 115H81V113H80ZM82 115L84 116V114H82ZM173 115H174V113H173ZM170 116H172V114ZM31 117L32 118L35 117L36 119H38L39 123L41 122V125L39 124L40 126H38V128H37V129L41 130L40 133H39L40 136L36 140V143L34 141L35 145H32L33 142H31L30 139L31 138H35L36 139V137L38 136V134L35 133L37 136L34 135V131L36 129L32 128L30 124L29 125L27 124V123L31 122V120H30ZM155 118H157V117H155ZM165 118H167V117H165ZM165 118L162 117L161 119H165ZM244 118L247 119V120H245ZM75 119H76V117H75ZM85 119H83V120H85ZM242 119H243V121H242ZM65 120H66V118H65ZM86 120H85L84 123L82 122L84 125L81 124V125H83L81 127L82 129H85V128L87 129L86 126H88V123L85 126V123L87 122ZM167 120H168V118H167ZM175 120H177V119H175ZM248 120H249L250 123L248 122ZM80 121H81V119H80ZM120 121H121V123L123 122V120H120ZM127 121H128V118H127ZM183 121H186V119L183 120ZM76 122L73 125L78 124V122L77 123ZM91 123H89V124H91ZM96 123H99V122H96ZM212 123H211V125H212ZM248 123H249V125H248ZM96 125L97 124H94V126H95L96 129L93 128L91 130H92V133H94V132L97 131L96 134H98L99 130H101V129H99L100 126L97 127ZM101 126L104 127L103 125H101ZM160 126L161 125H159V127ZM63 127H64V124L62 123L61 124V128H63ZM162 127H163V125H162ZM29 128H32V129L29 130ZM42 128H44V130ZM109 128H112V127H109ZM212 128L215 129L216 126L214 125V127H213V125H212ZM63 129L64 130L61 131L62 132L61 137H70V138H73L77 134V133L75 134V131H73V127L72 126H70L67 129H65V127H64ZM82 129H80L81 130V133H82ZM89 130H90V128H89ZM165 130H167V128ZM105 131H107V128H105ZM32 132H33V134H32ZM35 132H37V131H35ZM87 132H88V130H87ZM81 136H82V134H81ZM46 137H48V136H46ZM247 137L248 138L250 137V138L248 139ZM48 138H51V137H48ZM48 138L46 140H49ZM77 140H79V139H77ZM82 141H84V140H82ZM56 142H57L58 145H61L63 147V149H64V147H65V144H64L65 143V140H63V141H60V140L58 141L57 140ZM177 142H180V140H178ZM84 143L82 142L81 144H84ZM77 144L79 145V143H77ZM61 146H59V147L61 148ZM2 147H4V146H2ZM29 147L31 148V150L29 149ZM59 147H57V148H59ZM83 147H84V145H83ZM175 147H177V145ZM197 147H199V146H197ZM43 150H44V148H43ZM60 151H62V150H60ZM1 152H3V151L1 150ZM75 152H76V150H75ZM229 152H228V154H229ZM48 153H50V152H48ZM208 153H210V152H208ZM31 154H32V152H31ZM168 154H169V152H168ZM49 156L51 158V155H49ZM63 156H65V155H63ZM75 157H76V153H75ZM183 157L184 156H182V158ZM59 158H62V157H59ZM81 158H82V156H81ZM78 159L79 158H77V160ZM16 161L18 162L19 160L16 158ZM49 161H52V160L50 159ZM40 162L42 163V161H40ZM40 162L37 161L36 163H40ZM67 163H69V162H67ZM33 164H35V162ZM76 164H78V162H76ZM155 164L157 165V163H155ZM211 165H212V163H211ZM0 166L2 167V165H0ZM4 166H7V165H4ZM173 166L174 165H172V167ZM177 167H178V165H177ZM73 168L74 167H72L71 169L73 170ZM14 170H15V168H14ZM38 170H39V168L31 169V167H30V170L28 172H26L23 176L20 175L19 178L21 180H22V178H24V180L26 182H27V180H29V182H30V179L32 177H34L35 175L38 174ZM72 170H71V172H72ZM1 172H2V168L0 170V173ZM61 172H60V174H61ZM201 172H204V171L202 170ZM14 173H15V171H14ZM12 174H13V172H12ZM62 174H65V173H62ZM0 175H2V177H0V182L6 180V177L8 178V176H9V174L7 173V171H4L3 174H0ZM70 175H72V174H70ZM199 175H200V172L197 173V174H195V177L196 178H199L200 177V180H201L202 177L199 176ZM212 175H214V174H212ZM235 175H233V176H235ZM237 175H236V177H237ZM181 176L178 177V180L180 181L179 182L180 185H178V184L177 185L179 187L184 184L183 179H180ZM262 177L264 178V175ZM45 178H46L45 183L46 182L47 183L44 184V187L51 188V186H52V188H53L54 185L56 184V182H53L52 180L50 182L49 181L50 180L49 179L50 177L47 178L46 175H45ZM59 179H61V178H59ZM200 180H197V185L201 187L200 184H202V183H201ZM218 180L221 182L220 184H217V182L219 183ZM72 181H73V179H72ZM167 181H168V179H167ZM230 181H233L234 182L235 188L234 187L233 188L232 187H229V185L227 183L230 182ZM6 182H7V180H6ZM65 182H67V180ZM198 182H199V184H198ZM70 183H72V182H70ZM166 184H168V183H166ZM70 185H72V184H70ZM183 187H185V186H183ZM208 187H207V189H208ZM52 188H51V191H52ZM61 189H60V191H61ZM199 189H201V188H199ZM45 190H47V189H45ZM53 190H55V189H53ZM170 191H172V190H170ZM209 193H210V191H209ZM202 194H203V196L201 197ZM204 195L206 196V198H205L206 200L203 198V197H205ZM42 196H44V194ZM61 196H63V195H61ZM72 197H74V196H72ZM72 197H70V198L74 200V198H72ZM75 198H77V197H75ZM36 199H38V198L36 197ZM46 199L48 200V196L44 199V201H47ZM69 199H67V200H69ZM78 200H80V199H78ZM60 201H62V200H60ZM31 202H33V201L31 200ZM65 202H66V200H65ZM33 203H32V206H33ZM41 203H43V200H37V204L36 205H40ZM61 203H63V202H61ZM61 203L60 202L58 203V205H57L58 207H53L54 208V211L56 213V216H58V212L60 214V212H62V211H64L67 214H61L60 216H58L59 220H62V224H60L58 222L59 225H58V227L56 229H58L60 227V225H63L64 226L66 223L67 224L65 225L66 226L65 229L72 228L71 227L72 222H69L68 223L66 221H67V219L69 217H71L73 215V213H75L76 210H74V209H75L76 206L74 205L73 202L71 204L69 203L68 205H66L64 203L61 204ZM178 203H180V202H178ZM56 204L57 203H55V205ZM170 206L171 205H168L167 206V208H169V210H171V207ZM177 206H178L177 208H180L179 204ZM30 207H31V205H30ZM175 207L176 206H174V208ZM185 208H187V206ZM60 210H62V211H60ZM67 210H68V212H67ZM131 210L134 211V209H131ZM166 210H168V209H166ZM77 211H78V207H77ZM153 211H154V209H153ZM164 211H165V209H164ZM174 211H176V210H174ZM179 211H180V209H179ZM183 211H180V212H183ZM213 211H215L216 214L217 215L219 214V215L217 216L215 214V212H213ZM160 212H158V213H160ZM209 212L210 213L213 212V214H215V216L218 217V219H217L218 222L215 225L214 224L212 225L213 226V234L211 236L206 235L207 233L204 235V233L207 232L206 229L208 227V223L207 224L206 223H203V221H204V218L206 217V215L207 216L208 215L211 216V214H209ZM129 213H131V212L129 211ZM158 213H157V217H158ZM169 213H170V211H169ZM133 214H135V213H133ZM142 214L145 215V213H142ZM174 214H177V213H174ZM142 216L143 215H141L139 217L138 214H137V216H129L130 217V221H129L128 225L130 227L131 226L132 227H136V226L139 227V223L138 222L136 223L134 221V219H135L134 217H137V219H140V222L142 221L141 223H144L145 222V220H144L145 217H148L149 218V216H145V217L144 216L142 217ZM160 216H163V215L161 214ZM166 216H165V218H168ZM60 217H62V219ZM211 217H213V216H211ZM148 218H147V220H149ZM163 218H164V216H163ZM185 218H188V217H185ZM208 218L209 217H207L206 219H208ZM137 219H135V220L138 221ZM150 219H151V217H150ZM157 220H156V222H157ZM121 221L122 220H118L117 219L116 220V223H115V226L116 225H119ZM187 221H185V222L187 223ZM146 222H148V221H146ZM168 222H169V220H168ZM178 222H180V221H178ZM0 223H1V221H0ZM152 223H154V221ZM148 224H150V223L148 222ZM154 224H152V225H154ZM157 224H156V227L161 226L159 224H158L159 226H157ZM182 224H184V223H182ZM108 225H110V224H108ZM115 226H113L114 229H115ZM38 227H40V226L34 220H32V221L30 220L29 223L27 225H25L24 228L26 229V232L29 233L30 235H39L43 231H42L41 228H38ZM99 228H100V226H99ZM151 228L153 229V226ZM162 228H164V227H162ZM159 229H160V227H159ZM60 230H61V228H60ZM64 230L62 232H64ZM109 230H108V232H109ZM204 230H205V232H204ZM136 231L134 230L133 231V234H135ZM156 232H157V230H156ZM23 233H24V231H23ZM27 233L25 235H29ZM100 233H101V231H100ZM16 235H15V237H16ZM18 236H19V233H18ZM108 236H109V233L108 234L105 233V238L108 237ZM22 237L20 236V239ZM101 237H99V238H101ZM248 237H249V239H248ZM89 238L90 237H88V239ZM115 238H116V236H115ZM117 238H118V236H117ZM125 238H126L125 244H123V245L122 244H120V245L119 244H117V245H114L113 244L114 246H112V247L111 246H108L110 244H107V242H106V239L107 238L106 239H100L102 241L104 240L106 244L104 245V247L102 249H100V250L98 249V251H96V254H93V257L91 256L92 257V261H93V258L96 257L97 258L96 260L101 261L104 264V261L110 256L111 252L114 253L115 256H117L119 253H121L122 251H124V248H126L127 251L128 250H131V252L133 253L135 251L134 250L135 249V246H133V244H132V241L133 240L129 239V237H125ZM9 239H12V238H9ZM17 240H18V238H17ZM29 240H31V239H29ZM89 240H91V239H89ZM4 241L6 242V238H5ZM102 241H100V243H102ZM109 241H111V240H109ZM36 242H37V240H35L33 242H30V245L28 246V251H29V254L30 255L34 251V247L33 246L35 245ZM83 243H87V241L86 242L83 241ZM122 243H124V241ZM27 244H29V243H27ZM102 244H104V243H102ZM102 244H100V245H102ZM258 244H259V246H258ZM15 245L17 246L16 243H15ZM83 245H85V244H83ZM87 245L88 244H86L84 246L86 249H87V247H86ZM94 245H96V244H94ZM89 246H91V244ZM6 248L9 249L8 247H6ZM85 248H84V250H86ZM146 248H148V247H146ZM163 248H165V247H163ZM90 249H87V250L90 251ZM186 249L187 248H185L184 250H186ZM157 250H158V248H157ZM159 250H161V249H159ZM162 250H163V253L161 251V252H159L160 254L161 253L162 254H165L167 252L166 249H162ZM12 251H14V250L12 249ZM94 251H95V249H94ZM14 252H17V251H14ZM91 252L92 251H90V253ZM214 252L217 253V255H214ZM85 253H88V252H85ZM181 253H183V252H181ZM190 253H192V252H190ZM89 254H87V255H89ZM126 254H128V253H126ZM186 254H188V252ZM159 256L160 255H158V257ZM206 256H208V255H206ZM168 257H170V256H168ZM182 257H184V256H182ZM88 258H90V257H88ZM262 259H260L258 257L257 258H250L248 261H246L245 264H264V260H262ZM135 260H137V259H135ZM163 260H166V259H163ZM131 262H132V260H131ZM159 263L160 264H164V261H162V259H161L160 262L159 261L156 262V264H159ZM169 263H171V262H169ZM1 264H4V263H1ZM126 264H128V263H126ZM183 264H187L185 260H184Z\"/></svg>",
	"mask_w": 264,
	"mask_h": 264
},
{
	"label": "crops",
	"instance_id": "crops-1",
	"mask_svg": "<svg viewBox=\"0 0 264 264\" xmlns=\"http://www.w3.org/2000/svg\"><path fill=\"white\" fill-rule=\"evenodd\" d=\"M25 182V181H24ZM36 182H37V178H36V175L34 176V177H32L31 179H30V182H29V180H27V183H28V185H25V186H30V187H34V186H36L37 184H36ZM24 186V187H25ZM18 187H19V190L23 187V185L21 184V182H20V184H18ZM11 195H13L12 194V191H9V192H6V190H5V192H0V199H1V201H2V203H0V211H2V209H3V211H5V209H4V207H5V204L6 203H10L9 204V206L11 207V205L12 206H15V207H17V206H20L19 207V209L22 211V200L19 198V200H20V202L19 201H16V198H13V196H11ZM14 201V203H11V202H13ZM19 202V203H18ZM3 207V208H2ZM48 207V206H47ZM44 208V207H43ZM43 208H37V212H36V214L34 215V216H36V217H38L37 219H39V217H40V215L42 214V210H43ZM18 209V208H17ZM17 209H15L14 208V210L16 211ZM20 211V212H21ZM31 211H33V210H31ZM24 212V215H26L27 214V212H25V211H23ZM16 217H14L15 219H20V218H17L18 217V215H15ZM40 220V219H39ZM49 228V226H46V228ZM63 234H64V232H63ZM61 235V234H60ZM47 242V244H49V246H51L52 244V242H50V240H48V241H46ZM44 243V242H43ZM41 255H44V256H46V257H48L49 256V259L48 260H50V261H53L54 262V258H52V255L50 256V255H45V254H41ZM43 256V257H44ZM47 262V261H46ZM49 264H51V263H49Z\"/></svg>",
	"mask_w": 264,
	"mask_h": 264
}]
</instances>
